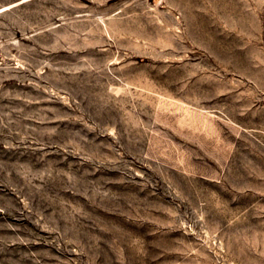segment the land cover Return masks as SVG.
I'll return each instance as SVG.
<instances>
[{
    "label": "rangeland",
    "instance_id": "rangeland-1",
    "mask_svg": "<svg viewBox=\"0 0 264 264\" xmlns=\"http://www.w3.org/2000/svg\"><path fill=\"white\" fill-rule=\"evenodd\" d=\"M0 264H264V0H0Z\"/></svg>",
    "mask_w": 264,
    "mask_h": 264
}]
</instances>
